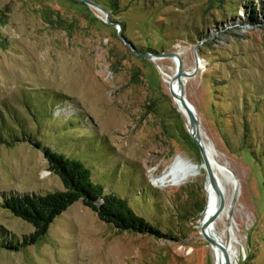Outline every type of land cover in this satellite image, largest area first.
Masks as SVG:
<instances>
[{"label":"rangeland","instance_id":"obj_1","mask_svg":"<svg viewBox=\"0 0 264 264\" xmlns=\"http://www.w3.org/2000/svg\"><path fill=\"white\" fill-rule=\"evenodd\" d=\"M91 1L114 24L83 1L0 0V119L5 135L87 163L161 234L118 229L78 200L34 244L0 247V264H216L200 231L207 171L166 78L176 62L152 51L180 52L188 71L199 59L185 94L235 180L217 226L225 240L233 227L236 264H264V0ZM178 156L199 172L155 184ZM62 189L42 149L0 142V239L34 231L2 194Z\"/></svg>","mask_w":264,"mask_h":264},{"label":"trees","instance_id":"obj_2","mask_svg":"<svg viewBox=\"0 0 264 264\" xmlns=\"http://www.w3.org/2000/svg\"><path fill=\"white\" fill-rule=\"evenodd\" d=\"M113 4L115 5L112 1L111 6ZM106 8L110 10L108 7ZM250 18L256 21L255 15H251ZM3 124L4 121L0 119V142L12 144L27 140L42 149L50 170L59 175L64 189L42 193L8 192L2 194V207L8 209L16 217L31 223L34 231L24 235L20 241L3 236L0 239L1 248L19 250L34 244L47 233L55 218L78 200L95 211L101 220L113 224L118 229L161 234L160 230L149 220L135 211L127 198L107 190L104 184L95 180L92 167L87 163L63 152H58L52 146L44 145L42 140L32 138L31 133L12 132L5 135Z\"/></svg>","mask_w":264,"mask_h":264},{"label":"bare ground","instance_id":"obj_3","mask_svg":"<svg viewBox=\"0 0 264 264\" xmlns=\"http://www.w3.org/2000/svg\"><path fill=\"white\" fill-rule=\"evenodd\" d=\"M173 59L176 62V59L175 58ZM173 75L172 76L166 75V78L170 82V90L172 89L175 91L176 95L174 96V98L178 103L180 110H182L184 114H186L185 108L182 105L178 95L180 87L178 85L177 80H173ZM199 130L201 136V140H200L201 146L204 148L210 160L217 182L219 183V186L223 191L224 178L230 181L231 180L235 181V180L229 171V167L217 159L213 145L207 141V138L204 136L201 129ZM199 167L197 164L189 162L184 157L178 156L175 159V161L171 163L164 172H162L160 175L154 178V182L157 185L178 184L184 180L189 179L192 176H195L199 172ZM206 192H207V203L202 212L201 224L205 222L212 215V213L215 211L220 201L219 195L212 187L209 179H207V183H206ZM206 232L211 236H213L215 239H217L216 243L211 244L214 250V254L216 255L215 257L216 264H224V253H223L222 245L227 248L228 252L232 256L233 263L236 264L238 260V249L236 246V239H235L233 227L229 226L228 230L225 231V233L230 232L231 234V237L228 240H225L224 237L225 235L223 236V233L219 231V228L217 226V218H216V220L212 224L206 227Z\"/></svg>","mask_w":264,"mask_h":264},{"label":"water","instance_id":"obj_4","mask_svg":"<svg viewBox=\"0 0 264 264\" xmlns=\"http://www.w3.org/2000/svg\"><path fill=\"white\" fill-rule=\"evenodd\" d=\"M76 1H83L88 3L89 5H92L94 7H96L99 10H102L104 12H106L107 14V21L108 23H112L111 19H110V11L108 9H106L105 7L99 5L97 2L91 1V0H76ZM114 24V23H112ZM144 57H149V58H163V57H173L176 59V71L173 75V80H177L178 85L180 87L179 90V98L181 100L182 105L185 108L189 123H190V130L189 133L191 135V137L195 140V142L197 143V145L199 146V149L201 151V155L203 158V165L207 171V177L210 180V183L212 185V187L214 188V190L217 192V194L219 195L220 201L219 204L217 206V208L215 209V211L212 213V215L200 225V231L202 236L210 243V244H214L217 242V239H215L213 236H211L210 234H208L206 232V227L209 226L210 224H212L216 218L223 212V210L225 209V205H226V200H225V196L224 193L221 189V187L219 186V183L217 182V179L215 177V173L213 171V167L210 163V160L204 150V148L201 146L200 140H201V136H200V118L197 115L196 109L194 107V105L189 101V99H187L186 94H185V80L194 76L198 70L199 67V59L196 56V66L195 69L193 71H188L184 68V62H183V58L181 57L180 52L178 51H162V52H145V53H141ZM172 96L174 97L175 91L174 90H170ZM223 248V253H224V264H234L233 263V259L231 254L228 252L227 248L225 246L222 245Z\"/></svg>","mask_w":264,"mask_h":264}]
</instances>
